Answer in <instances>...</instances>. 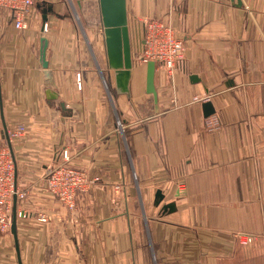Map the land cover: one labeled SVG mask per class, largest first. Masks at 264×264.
<instances>
[{"label": "crops", "instance_id": "0c3cea01", "mask_svg": "<svg viewBox=\"0 0 264 264\" xmlns=\"http://www.w3.org/2000/svg\"><path fill=\"white\" fill-rule=\"evenodd\" d=\"M126 10L130 29L166 20L186 45L172 73L156 62L157 96L143 62L119 89L100 0H36L25 30L0 11V143L26 192L12 202L19 250L11 226L0 231V264H264V0H126ZM64 148L89 181L74 208L45 179ZM240 231L260 237L243 246Z\"/></svg>", "mask_w": 264, "mask_h": 264}, {"label": "built area", "instance_id": "2783aa9c", "mask_svg": "<svg viewBox=\"0 0 264 264\" xmlns=\"http://www.w3.org/2000/svg\"><path fill=\"white\" fill-rule=\"evenodd\" d=\"M36 0H0V11H7L16 28L25 30L30 27V20ZM140 23L141 30L131 27V54L133 61L148 63L151 60L161 62L172 73L177 63L185 58L186 45L182 39L177 37L174 28L169 21L157 18L135 19ZM49 24L43 22V32L48 31ZM77 86L82 89L83 80L80 72L76 73ZM206 125L210 129L219 126V122L212 118H206ZM26 128L23 124L18 125L10 132V140L13 137L21 136ZM71 154L67 148L56 150L53 156V163L45 173V179L49 190L56 197L74 208L76 195L79 190L85 189L89 183L84 170L78 169L70 164ZM16 162L10 142L0 143V231H6L11 226L12 202L14 198H24L26 192L16 185ZM177 196L185 197L188 194V185L185 177L176 181ZM30 210L21 209L18 215L30 216ZM40 220L47 221L46 215H41ZM234 237L243 246L253 244L259 234L247 232H235Z\"/></svg>", "mask_w": 264, "mask_h": 264}, {"label": "water", "instance_id": "95a60500", "mask_svg": "<svg viewBox=\"0 0 264 264\" xmlns=\"http://www.w3.org/2000/svg\"><path fill=\"white\" fill-rule=\"evenodd\" d=\"M102 19L105 26L106 43L108 50V59L110 68L115 70L116 83L119 89L127 92L133 67V59L131 54V38L128 26V17L126 10V0H100ZM47 11H44V21L47 20ZM49 46V38L47 35L40 36L39 56L40 63L45 69L47 80L51 78L48 70L49 61L47 59V49ZM156 61L151 60L147 63V90L157 96L154 84ZM205 112L210 114L214 112L211 102H205ZM156 203L159 204L164 199L162 190H158ZM176 208L174 201L164 204V210L173 211ZM11 231L14 235L17 250H19L17 236V214L14 210L11 218Z\"/></svg>", "mask_w": 264, "mask_h": 264}, {"label": "rangeland", "instance_id": "374dc122", "mask_svg": "<svg viewBox=\"0 0 264 264\" xmlns=\"http://www.w3.org/2000/svg\"><path fill=\"white\" fill-rule=\"evenodd\" d=\"M128 26H129V25H128ZM129 29H130V26H129ZM130 33H131V29H130ZM134 63H135V62L133 61V65H134Z\"/></svg>", "mask_w": 264, "mask_h": 264}]
</instances>
